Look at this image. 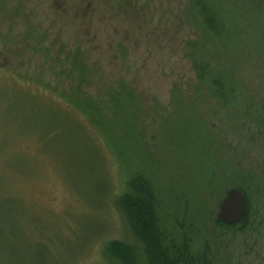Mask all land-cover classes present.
Segmentation results:
<instances>
[{
	"label": "rangeland",
	"instance_id": "374dc122",
	"mask_svg": "<svg viewBox=\"0 0 264 264\" xmlns=\"http://www.w3.org/2000/svg\"><path fill=\"white\" fill-rule=\"evenodd\" d=\"M263 125L264 0H0V264H113L138 172L172 239L264 264ZM242 178L252 223L217 226Z\"/></svg>",
	"mask_w": 264,
	"mask_h": 264
},
{
	"label": "trees",
	"instance_id": "16d2710c",
	"mask_svg": "<svg viewBox=\"0 0 264 264\" xmlns=\"http://www.w3.org/2000/svg\"><path fill=\"white\" fill-rule=\"evenodd\" d=\"M201 13L204 16L205 13L203 11ZM204 21L217 36L221 34L223 26H219L212 13H206ZM201 48L205 50V47ZM201 48L199 49L202 50ZM197 70L198 77L209 86L212 94L222 97L224 95V101H227L230 95H238L237 92H232L236 77L226 74V70L217 69L203 61L198 64ZM237 182L232 184V188H238L244 193L248 211L239 222L234 224H226L215 219V224L222 228L231 229L240 226L245 229L252 223V202L244 184L245 179L242 178L239 183ZM155 201L153 186L146 173L138 172L132 175L126 183V190L119 196L118 204L126 217L134 241L112 239L107 242L104 252L110 262L113 264H232L230 258L222 257L216 251H195L185 233H182L178 240L172 239L166 227L160 223Z\"/></svg>",
	"mask_w": 264,
	"mask_h": 264
},
{
	"label": "water",
	"instance_id": "95a60500",
	"mask_svg": "<svg viewBox=\"0 0 264 264\" xmlns=\"http://www.w3.org/2000/svg\"><path fill=\"white\" fill-rule=\"evenodd\" d=\"M248 211L244 193L238 188H229L222 198L216 220L226 224L239 222Z\"/></svg>",
	"mask_w": 264,
	"mask_h": 264
}]
</instances>
